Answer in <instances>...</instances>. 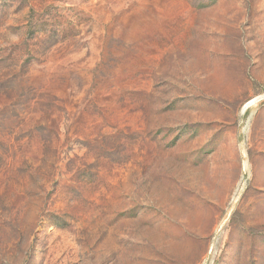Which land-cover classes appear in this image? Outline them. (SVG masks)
I'll return each instance as SVG.
<instances>
[{
    "label": "rangeland",
    "instance_id": "obj_1",
    "mask_svg": "<svg viewBox=\"0 0 264 264\" xmlns=\"http://www.w3.org/2000/svg\"><path fill=\"white\" fill-rule=\"evenodd\" d=\"M0 264H264V0H0Z\"/></svg>",
    "mask_w": 264,
    "mask_h": 264
},
{
    "label": "bare ground",
    "instance_id": "obj_2",
    "mask_svg": "<svg viewBox=\"0 0 264 264\" xmlns=\"http://www.w3.org/2000/svg\"><path fill=\"white\" fill-rule=\"evenodd\" d=\"M256 102H257V100H253L252 102H250V103L246 106V108H247V109H250L252 106H254V105L256 104ZM232 174H234V173H232Z\"/></svg>",
    "mask_w": 264,
    "mask_h": 264
}]
</instances>
